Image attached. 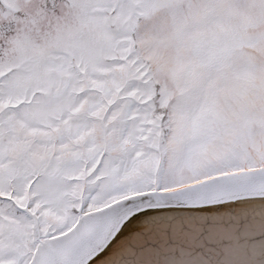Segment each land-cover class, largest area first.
I'll return each mask as SVG.
<instances>
[{
  "label": "snow or ice",
  "instance_id": "6c2138e0",
  "mask_svg": "<svg viewBox=\"0 0 264 264\" xmlns=\"http://www.w3.org/2000/svg\"><path fill=\"white\" fill-rule=\"evenodd\" d=\"M0 264H264V0H0Z\"/></svg>",
  "mask_w": 264,
  "mask_h": 264
}]
</instances>
